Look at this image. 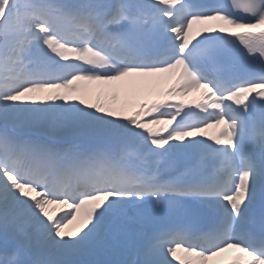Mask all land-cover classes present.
I'll use <instances>...</instances> for the list:
<instances>
[{
  "label": "snow or ice",
  "instance_id": "snow-or-ice-1",
  "mask_svg": "<svg viewBox=\"0 0 264 264\" xmlns=\"http://www.w3.org/2000/svg\"><path fill=\"white\" fill-rule=\"evenodd\" d=\"M213 262L264 264V0H0V264Z\"/></svg>",
  "mask_w": 264,
  "mask_h": 264
},
{
  "label": "bare ground",
  "instance_id": "bare-ground-1",
  "mask_svg": "<svg viewBox=\"0 0 264 264\" xmlns=\"http://www.w3.org/2000/svg\"><path fill=\"white\" fill-rule=\"evenodd\" d=\"M154 80H163V84L156 88L154 91H152L149 94H145L141 97H139L138 99L134 100V107L132 109H130V111H134L136 110V108L138 107L139 103L142 102H146V103H153V102H157V101H169V102H178L180 100H184L185 102H187L188 104H191L194 107V102H199L200 100H202L203 98V93L205 92L204 89H200L199 91H194L192 93H189L186 96H182V95H172L169 96L167 95V91L169 88L175 86V79H169L167 77H156V78H151ZM82 84H84L87 87H90L93 90H99L101 88H108L109 86L106 85H100L98 83H89V82H81ZM113 88H115V86H112ZM94 99V97H93ZM120 99L121 102H123L124 96L123 93H120ZM107 102L112 103L111 101V97L109 96L107 98ZM165 125H159V126H154V127H164ZM174 126V125H173ZM218 131L217 129H210L209 130V134H213L214 132ZM64 211L63 208L58 209L57 211V215L62 214V212ZM231 254V253H228ZM224 258L221 259H226L227 255ZM213 264H215V262H213Z\"/></svg>",
  "mask_w": 264,
  "mask_h": 264
}]
</instances>
